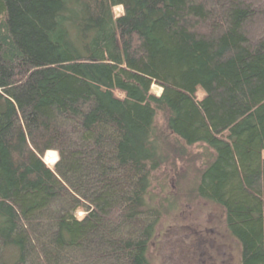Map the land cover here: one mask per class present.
Masks as SVG:
<instances>
[{
  "label": "trees",
  "instance_id": "16d2710c",
  "mask_svg": "<svg viewBox=\"0 0 264 264\" xmlns=\"http://www.w3.org/2000/svg\"><path fill=\"white\" fill-rule=\"evenodd\" d=\"M195 145L264 264V0H0V264H150L153 173Z\"/></svg>",
  "mask_w": 264,
  "mask_h": 264
},
{
  "label": "rangeland",
  "instance_id": "374dc122",
  "mask_svg": "<svg viewBox=\"0 0 264 264\" xmlns=\"http://www.w3.org/2000/svg\"><path fill=\"white\" fill-rule=\"evenodd\" d=\"M121 11V7L116 8V13ZM151 89L156 95L162 93L156 84ZM198 96H203L202 90ZM157 126L161 130L164 127L162 113L158 114ZM205 151L202 145L192 146L186 156H173L171 163L153 173L149 201L161 206L162 216L150 243V264H241V247L227 231L225 215L193 191ZM45 158L49 166L56 163Z\"/></svg>",
  "mask_w": 264,
  "mask_h": 264
},
{
  "label": "bare ground",
  "instance_id": "6f19581e",
  "mask_svg": "<svg viewBox=\"0 0 264 264\" xmlns=\"http://www.w3.org/2000/svg\"><path fill=\"white\" fill-rule=\"evenodd\" d=\"M57 157H58V154H57L55 151H48V152L46 153V158H45V160H46L47 162H50V163L52 164V163H55V162H56Z\"/></svg>",
  "mask_w": 264,
  "mask_h": 264
}]
</instances>
